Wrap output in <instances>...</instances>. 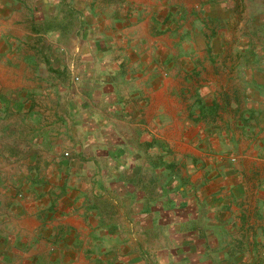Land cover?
<instances>
[{"label": "crops", "instance_id": "1", "mask_svg": "<svg viewBox=\"0 0 264 264\" xmlns=\"http://www.w3.org/2000/svg\"><path fill=\"white\" fill-rule=\"evenodd\" d=\"M137 1L0 0V33L5 37H11V25L27 23L35 26L33 33L37 37L67 41L75 46L80 44V47L67 50L21 52L24 53L22 58L26 59H19L18 71L26 75L25 80H35L38 75L46 81L55 73L61 74L65 67L73 66L80 81L71 96H56L49 100L54 101V107L49 111L52 119L61 121L62 114L66 126L42 130L39 135L42 138L39 137L34 146L41 156L30 165L41 170H63L58 183L43 174L39 185L46 187L43 196L53 188L55 194L65 190L67 198L61 196L64 201L58 199V208L48 212L31 210L23 200L14 204L9 202L10 208L0 210V250L4 252L0 258L6 262L8 255L12 264L21 263L22 258L26 264L29 248H46L53 243L54 247L62 244L71 249L104 244L107 248L113 242L115 247H121L126 241L130 264H147L148 254L143 253L145 245L140 243L141 238L144 240V234L140 235L144 226L138 218L154 219V130L150 125L157 111L167 113V106L164 102H156L159 93L155 91L154 80L149 82L150 78L147 88L138 90L137 97H133L134 109L130 117L133 122L121 120L117 110L110 114L101 98L105 86L113 89L117 86L114 74L118 64L127 67V72L131 66H139L140 60L131 50L126 54V50L122 53L103 43H109L113 34L118 33L113 28V25L121 24L118 18L125 22L120 30L125 37L129 34L139 36L144 21L139 22L135 16L126 20L115 13L128 6L137 9ZM191 1L198 8L211 4L217 10L228 9V65L224 68L217 64L215 69L219 77L211 138L216 151L209 160V156L205 159L204 154L195 150V158L202 155L196 170L207 169L209 163L214 177L212 183L217 181L216 187L212 188V193L216 192L217 196L213 195L215 202L207 212L216 224L212 229L213 242L208 247L219 252L226 249L230 258L240 255L233 250H242L240 257L244 263L264 264V0ZM100 9L105 10V15H99ZM221 15L223 19V13ZM212 18H217L216 23L221 24L219 16L215 14ZM94 34L100 37L94 38ZM7 52L11 53L9 50L3 53ZM46 62H49L51 75L40 76L35 70L44 69L42 65ZM224 73L228 77L227 86L219 80L220 75L224 78ZM152 79H155L153 74ZM129 85H132L131 81ZM33 102L36 111L48 112L38 110L36 101ZM116 124L120 129L115 127ZM183 147L187 149H182L181 153L193 150L187 145ZM60 153H66L67 158L59 168L55 166V158H61ZM232 158L234 161L231 162ZM117 168L119 172L113 173L112 170ZM197 173V179H203L201 182L205 178L203 173L209 176L208 171ZM67 203L69 207L62 206ZM129 232L133 235L125 238V233ZM118 234H123V238ZM153 255L154 264L169 262L165 252H154ZM229 264L237 263L233 258Z\"/></svg>", "mask_w": 264, "mask_h": 264}, {"label": "rangeland", "instance_id": "2", "mask_svg": "<svg viewBox=\"0 0 264 264\" xmlns=\"http://www.w3.org/2000/svg\"><path fill=\"white\" fill-rule=\"evenodd\" d=\"M137 2V9L128 6L124 11L115 13L126 20L135 16L139 22L144 21L145 25L139 36L129 34L125 37L120 32L124 28L121 25L125 22L118 18L121 24L113 25L118 33L113 34L112 41L103 43L122 53L123 50H126V54L127 50H131L138 56L139 66H131L128 71L131 73H128L125 71L127 67L118 64L114 74L117 86L114 89L105 86L101 90L105 91L101 98L110 114L117 110L121 120L133 122L130 120L134 109L133 97H137V91L141 92L142 88H147V84L154 80L155 91L159 93L156 95V102H164L167 106V113L157 111L150 125L154 130L152 147L156 192L152 210L155 215L153 221L146 216L138 218L144 226V231L140 233L141 236L144 234V240L141 238L140 243L151 248L149 250L143 246L146 250L143 253L148 254L146 262L154 264L153 253L165 252L166 257H169L167 264H229V260L233 258L237 264H251L250 261L244 263L243 257H240L242 250H233L240 255L230 258L228 250L220 249L219 252L218 249L208 247L213 242L212 229L216 224L207 212L215 202L213 197L217 196L216 192L212 193L217 181L212 183L214 177L209 163L207 169L196 170V164L201 162L202 155L195 158V150L204 154L205 159L209 156V160L216 151L211 138L217 111L214 103L217 99L219 77L215 69L217 64L224 68L228 65V9L217 10L211 4L198 8L193 6L195 2L191 0ZM187 4L190 5L186 6ZM98 13L105 15V10L100 9ZM215 14L220 17V25L215 21L217 18H212ZM101 19L105 21L103 16ZM11 27V37L0 33V210L10 208L9 202L13 201L14 204L23 200L31 210L45 209L48 212L49 209L58 208L57 200L64 201L61 196L67 198V193L63 190L55 194L56 191L52 188L43 196L46 187L39 185L42 175L53 177L54 182L58 183L63 177V170L31 167L34 160L41 156L36 153L34 146L38 138H42L39 136L42 130L65 128L66 121L62 114L60 117L63 120L52 119L49 111L54 107V101L49 100L56 96H71L80 80L73 66L65 67L61 74L49 76V62L42 65L44 69L35 70L40 76L49 74L46 81L38 75H35V80H25L26 75L18 71V61L24 55L21 52L26 50H67L80 47V44L76 43L75 46L67 41H50L37 37L33 33L35 26L27 23L13 24ZM93 36L100 37L95 34ZM4 50L11 53H3ZM3 54L9 56L5 57ZM152 74L155 79H152ZM219 80L226 82L227 86V73H224V78L220 75ZM129 81L132 82L131 86ZM33 101H36L38 110L48 112L36 111ZM115 127H118L117 124ZM203 139L204 143L201 142ZM184 145L193 150L186 154L181 153L182 149H187ZM63 154L60 153L61 158H55V166L59 168L67 158ZM119 170L113 169L112 172ZM197 171L209 173V176L203 173L204 187L201 182L203 179H197ZM8 197L10 201L7 200ZM44 204L49 206H43ZM62 206L69 207L68 203ZM118 235L123 238V234ZM131 235L133 234L129 232L124 236L131 238ZM122 243L124 245L121 247H115V242L109 243L107 248L104 244L100 247L94 245L93 248L78 246L68 249L62 247V244L54 247V243L46 248L33 247L27 250L26 264H47L52 260H57L55 264H65L67 261L73 264H130L127 260L130 250L125 247L127 242ZM0 254L3 255L4 252L0 250ZM1 258L0 264H12L10 256L7 255L8 262ZM20 261L19 264H24L25 260L22 258Z\"/></svg>", "mask_w": 264, "mask_h": 264}, {"label": "built area", "instance_id": "3", "mask_svg": "<svg viewBox=\"0 0 264 264\" xmlns=\"http://www.w3.org/2000/svg\"><path fill=\"white\" fill-rule=\"evenodd\" d=\"M76 80H77V78H75V81H76ZM63 155H64L65 157L67 156V154H66V153H64Z\"/></svg>", "mask_w": 264, "mask_h": 264}]
</instances>
